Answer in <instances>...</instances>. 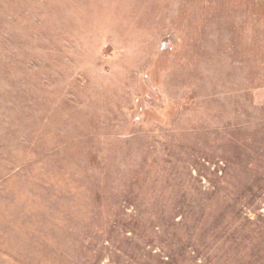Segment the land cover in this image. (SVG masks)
I'll list each match as a JSON object with an SVG mask.
<instances>
[{"label":"rangeland","instance_id":"obj_1","mask_svg":"<svg viewBox=\"0 0 264 264\" xmlns=\"http://www.w3.org/2000/svg\"><path fill=\"white\" fill-rule=\"evenodd\" d=\"M0 264H264V0H0Z\"/></svg>","mask_w":264,"mask_h":264}]
</instances>
